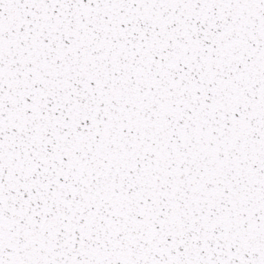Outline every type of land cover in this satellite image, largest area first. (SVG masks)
Instances as JSON below:
<instances>
[{
	"label": "snow or ice",
	"instance_id": "obj_1",
	"mask_svg": "<svg viewBox=\"0 0 264 264\" xmlns=\"http://www.w3.org/2000/svg\"><path fill=\"white\" fill-rule=\"evenodd\" d=\"M0 264H264V0H0Z\"/></svg>",
	"mask_w": 264,
	"mask_h": 264
}]
</instances>
